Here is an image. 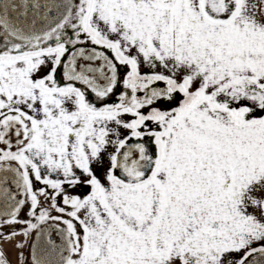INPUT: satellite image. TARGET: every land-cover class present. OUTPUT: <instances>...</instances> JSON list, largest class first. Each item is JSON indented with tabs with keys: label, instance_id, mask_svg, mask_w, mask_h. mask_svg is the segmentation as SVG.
Segmentation results:
<instances>
[{
	"label": "snow or ice",
	"instance_id": "6c2138e0",
	"mask_svg": "<svg viewBox=\"0 0 264 264\" xmlns=\"http://www.w3.org/2000/svg\"><path fill=\"white\" fill-rule=\"evenodd\" d=\"M264 264V0H0V264Z\"/></svg>",
	"mask_w": 264,
	"mask_h": 264
},
{
	"label": "crops",
	"instance_id": "0c3cea01",
	"mask_svg": "<svg viewBox=\"0 0 264 264\" xmlns=\"http://www.w3.org/2000/svg\"><path fill=\"white\" fill-rule=\"evenodd\" d=\"M4 248L8 252L9 258L13 261V264H15L16 256H15V250L13 249L12 244H5Z\"/></svg>",
	"mask_w": 264,
	"mask_h": 264
}]
</instances>
